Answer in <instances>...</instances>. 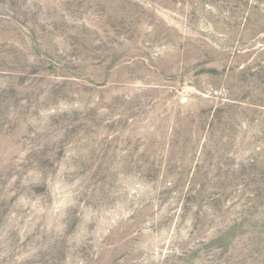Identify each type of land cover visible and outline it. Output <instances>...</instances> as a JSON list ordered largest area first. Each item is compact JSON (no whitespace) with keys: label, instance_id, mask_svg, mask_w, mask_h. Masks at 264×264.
<instances>
[{"label":"rangeland","instance_id":"374dc122","mask_svg":"<svg viewBox=\"0 0 264 264\" xmlns=\"http://www.w3.org/2000/svg\"><path fill=\"white\" fill-rule=\"evenodd\" d=\"M0 264H264V0H0Z\"/></svg>","mask_w":264,"mask_h":264}]
</instances>
